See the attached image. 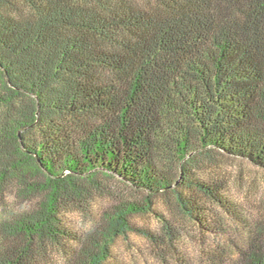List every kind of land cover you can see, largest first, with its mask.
Here are the masks:
<instances>
[{"label":"trees","instance_id":"trees-1","mask_svg":"<svg viewBox=\"0 0 264 264\" xmlns=\"http://www.w3.org/2000/svg\"><path fill=\"white\" fill-rule=\"evenodd\" d=\"M219 155L264 168V0H0V264L178 253L183 218L198 264H264Z\"/></svg>","mask_w":264,"mask_h":264},{"label":"rangeland","instance_id":"rangeland-1","mask_svg":"<svg viewBox=\"0 0 264 264\" xmlns=\"http://www.w3.org/2000/svg\"><path fill=\"white\" fill-rule=\"evenodd\" d=\"M212 170L229 180V188L225 196L244 217L264 221V168L246 160L219 155L217 164ZM121 191L125 194L128 190ZM206 206L208 207V204ZM153 210L171 220L169 209L160 197L154 199ZM212 210L217 215H223L220 208ZM156 217L154 212L137 214L132 217V222L138 227H148L161 232ZM67 218L71 224L78 226L80 217L77 213H70ZM178 221L184 230L182 232L184 240L177 245L178 253L165 246L155 247L140 235L129 234L126 238L116 240L111 262L113 264H180V262L198 264L197 251L201 237L197 226L185 218ZM202 238L207 241L206 235Z\"/></svg>","mask_w":264,"mask_h":264}]
</instances>
